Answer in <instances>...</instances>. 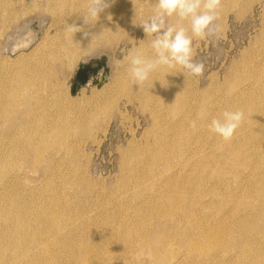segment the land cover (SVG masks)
Wrapping results in <instances>:
<instances>
[{"label":"rangeland","instance_id":"374dc122","mask_svg":"<svg viewBox=\"0 0 264 264\" xmlns=\"http://www.w3.org/2000/svg\"><path fill=\"white\" fill-rule=\"evenodd\" d=\"M123 2L128 25L112 28L106 43L99 33L74 45L77 56L69 71L44 81L39 93L29 92L32 107L16 91L11 96L18 108L0 113V205L5 207L0 210V237L7 236L0 264H37L39 257L58 253L56 241L71 235L73 248L87 232L97 235L99 244L87 243L72 264H264V0H221L216 34L193 38V61L204 64L202 75L161 69L138 86L127 76L124 57L137 48L150 54V38L140 23L152 14L153 0ZM34 13L26 21L33 36L26 49L12 51L0 44L3 86L20 62L26 64L17 59L21 52L33 50L36 67L44 70L40 65L54 45L64 50L65 19ZM177 20L172 17L168 23L187 27ZM22 28L15 33L23 35ZM80 29L90 32L93 26ZM88 48L93 50L85 53ZM103 58L106 73L99 64ZM83 62L99 67L96 75L89 72L90 81L97 76L105 81L72 95ZM236 109L244 112V120L230 141L209 131L213 118ZM41 209L50 212V236L44 234L32 245L28 236L14 241L22 228L15 215H25L31 224ZM152 209L161 215L153 217ZM229 225V235L218 232ZM143 240L150 243L139 251ZM71 253L69 247L66 254Z\"/></svg>","mask_w":264,"mask_h":264},{"label":"bare ground","instance_id":"6f19581e","mask_svg":"<svg viewBox=\"0 0 264 264\" xmlns=\"http://www.w3.org/2000/svg\"><path fill=\"white\" fill-rule=\"evenodd\" d=\"M127 1V0H126ZM131 4H137L138 0H130ZM123 6H126V3L124 5L123 0H114V2H110V6L108 8H106L103 12L100 13L98 20L92 24L93 29H91L90 32H86L85 29H80V27L82 28L84 25H86L87 23L85 22L84 19V15L87 11V7H88V2L87 0H0V34L2 35H6L5 39L2 41H0L1 46L3 45L5 48L10 47V49L12 51H17V50H24L28 47V45L32 42L33 40V36L31 34V32L29 31V26L30 23H26V21L32 20V18L35 17V13H40L42 15L44 14H48L53 18H60V19H65L66 23L62 24V31L61 33H63V41H64V50L63 51H59L57 48H55L56 44L54 45L53 49L51 50L50 54L44 59V61H42V64L40 65V67L45 68L44 70H41L40 68L36 67L35 61H33L32 57H33V50H31L29 53L25 54L24 52H21V54L18 56L17 59H25L26 64L25 63H19V65L17 66L16 70L13 72H11L10 74V85L8 82H5V85H1L0 84V113H2V111H5V108L10 107L13 108L18 105V103L12 98L11 95H13L16 91H18L19 93H22L24 96V104L25 106L32 107V103L30 102V98H28V94L31 91L34 92H40L41 88L43 87V82L44 81H48L49 79H53L52 76L59 75V74H64L66 72L69 71L70 69V65L71 62L73 61L74 58H76L77 56V50L73 49L74 45L78 44L79 42H81L82 40H86V41H90V38H93L95 35L98 36V34L100 33L101 35H99L101 38H99L102 42H105L109 40L110 36H109V32L112 28L114 29H119L122 27H125L127 24V22L125 21V17H124V12H123ZM134 7V6H133ZM153 8V7H152ZM229 13V12H227ZM221 15V13H220ZM111 17V19H109L108 17ZM218 16V15H217ZM68 17H70L71 19H69L70 21H68ZM172 19V18H171ZM51 21V20H50ZM178 21V20H177ZM224 21V20H223ZM24 22V23H23ZM41 22H43L41 20ZM169 22V21H168ZM180 22V21H179ZM10 23V27H7V24L9 26ZM52 24V23H50ZM89 24V23H88ZM20 26H23V35H18L16 32L17 28ZM69 26H74L76 28H78L79 30L76 31L73 28H70ZM52 27V26H51ZM122 27V28H123ZM59 30V29H58ZM10 31V32H9ZM47 32V31H46ZM96 33V34H95ZM129 33V32H128ZM4 35V36H5ZM116 36V34H115ZM114 36V37H115ZM119 37V36H118ZM117 37V38H118ZM264 37V36H263ZM46 38V37H45ZM117 38H112V39H117ZM124 38V35H123ZM264 39V38H263ZM262 39V40H263ZM119 41V38L117 39ZM130 40V39H129ZM96 41V40H95ZM133 41V39H132ZM131 41V42H132ZM50 43V42H49ZM96 43V42H95ZM94 43V44H95ZM141 43V42H140ZM93 44V43H92ZM101 45V44H100ZM108 45V43H107ZM143 45V44H142ZM104 46V45H103ZM96 47V46H95ZM93 49L88 48L87 50H85V53H90V51ZM83 55V54H82ZM63 58V59H62ZM64 60V61H63ZM44 64V66H43ZM75 66V65H74ZM27 74H31V76H28ZM8 76V75H7ZM114 76V75H113ZM64 78V77H63ZM5 80V79H4ZM101 80V77L99 79H94L92 81L99 83ZM114 82V81H113ZM112 82V83H113ZM14 83V85H13ZM53 83V82H52ZM133 83V82H132ZM47 84V82H46ZM108 87V86H107ZM106 88V87H105ZM109 89V88H108ZM103 90V89H102ZM14 91V92H13ZM108 91V90H107ZM127 91V90H126ZM139 91V90H138ZM10 93V97H7V94L9 95ZM41 94V93H40ZM45 94V92H44ZM127 94V93H126ZM141 94V93H140ZM161 94V93H160ZM42 95V94H41ZM68 95V94H67ZM135 96V92L133 94ZM139 95V94H137ZM144 95V94H143ZM108 96V95H107ZM131 96V95H130ZM145 96V95H144ZM163 96V95H162ZM120 97V96H119ZM133 97V96H132ZM137 97V96H136ZM141 97V96H140ZM135 98V97H134ZM138 98V97H137ZM162 98V97H161ZM99 99V98H98ZM71 100V99H69ZM130 100V99H129ZM164 101V99H163ZM166 102V101H164ZM130 103V102H128ZM181 103V102H180ZM183 103V102H182ZM38 104V103H37ZM73 104V103H72ZM179 104V103H178ZM184 104V103H183ZM21 106V105H20ZM23 106V105H22ZM21 106V107H22ZM167 106V105H164ZM176 106V105H175ZM178 106V105H177ZM181 106V105H180ZM185 106V105H184ZM168 107V106H167ZM183 107V106H182ZM18 108V106H17ZM16 108V109H17ZM133 108V107H132ZM176 109V107H173ZM179 108V107H178ZM181 108V107H180ZM179 108V109H180ZM116 109V108H115ZM169 109V107H168ZM171 109V108H170ZM169 109V110H170ZM113 110V109H112ZM111 110V111H112ZM172 110V109H171ZM15 111V110H14ZM177 113H178V109H176ZM181 111V110H180ZM23 112V110H22ZM79 112V111H78ZM118 112V111H117ZM176 113V114H177ZM10 114V113H9ZM16 114V113H15ZM173 114V113H172ZM12 115V114H11ZM172 116V115H171ZM8 117H10L8 115ZM17 117V116H16ZM15 117V118H16ZM26 118V117H25ZM99 118V117H98ZM112 118V117H111ZM10 119V118H9ZM8 119V120H9ZM96 119V118H95ZM7 118L5 119V122H8ZM22 120V119H21ZM23 121V120H22ZM83 121V119H80L79 122L81 123ZM104 121V120H103ZM11 122V121H10ZM13 122V121H12ZM9 123V122H8ZM92 123V122H91ZM102 124V122H101ZM94 125V124H93ZM100 125V124H99ZM92 126V124H91ZM96 126V125H95ZM151 126V125H150ZM3 127V125H2ZM152 127V126H151ZM17 128V127H16ZM156 129V128H155ZM157 130V129H156ZM81 133V132H79ZM153 133V132H152ZM156 133V132H155ZM82 135V133H81ZM254 133H252V139L255 138ZM1 136V135H0ZM5 136V135H4ZM6 137V136H5ZM56 138V137H55ZM76 138V137H75ZM4 139V138H2ZM53 139V138H52ZM55 140V139H54ZM57 140V138H56ZM80 140V139H79ZM41 141V140H40ZM35 143V142H34ZM55 143V142H54ZM73 143V142H72ZM143 144V143H142ZM38 145V144H37ZM39 146V145H38ZM54 149V148H53ZM63 149V148H62ZM65 149V148H64ZM63 149V150H64ZM52 150V149H51ZM74 150V149H73ZM264 150V149H263ZM62 151V150H60ZM147 151V150H145ZM65 152V150H64ZM63 154V152H61ZM124 153V152H123ZM135 153V152H134ZM54 154V153H53ZM127 154V153H126ZM125 155V154H124ZM47 156V155H46ZM44 156V157H46ZM70 156V155H69ZM16 157V156H15ZM48 157V156H47ZM46 157V158H47ZM53 157V156H52ZM66 157H68L66 155ZM71 157V156H70ZM73 157V156H72ZM14 158V156H13ZM178 158V157H177ZM17 159V158H16ZM49 159V158H48ZM63 159V158H62ZM65 159V158H64ZM63 159V160H64ZM71 160V158H68ZM44 160V159H43ZM50 161V160H49ZM51 162V161H50ZM53 162V161H52ZM44 163V162H43ZM48 163V162H45ZM58 163V162H57ZM70 163V162H68ZM185 163V162H184ZM21 164V163H20ZM33 164V163H32ZM10 165V164H9ZM46 165V164H45ZM169 165V164H168ZM35 166V165H34ZM51 166V165H50ZM183 166V164H182ZM33 167V166H31ZM166 167V165H165ZM164 167V168H165ZM21 168V167H20ZM182 168V167H181ZM45 169V168H44ZM167 169V167H166ZM180 169V168H179ZM8 170V169H7ZM10 170V169H9ZM46 170V169H45ZM173 170V169H172ZM178 170V169H177ZM73 171V170H72ZM71 171V173H72ZM164 171V170H163ZM9 172V171H8ZM45 172V171H44ZM75 172V171H73ZM169 172V170H168ZM179 172V171H178ZM47 173V172H45ZM50 173V172H49ZM162 173V172H161ZM73 174V173H72ZM129 174V173H128ZM46 175V174H45ZM71 175V174H70ZM69 175V177H70ZM76 175V174H75ZM78 175V174H77ZM76 175V176H77ZM162 175V174H161ZM49 176V175H48ZM75 176V177H76ZM177 177V176H176ZM73 178V177H72ZM157 178V177H156ZM48 179V178H47ZM71 179V178H70ZM80 179V178H79ZM79 179H76L77 181ZM161 179V178H160ZM74 180V181H76ZM219 180V179H218ZM76 181V182H77ZM127 181V180H126ZM152 181V180H151ZM73 182V181H72ZM71 182V184L74 186H77L73 184ZM81 182V181H80ZM80 184V183H79ZM82 184H80L81 186ZM170 185V184H169ZM184 186L185 183L183 184ZM78 186V188L80 187ZM172 186V185H171ZM170 186V188H171ZM69 187V186H68ZM139 187V186H138ZM142 187V186H141ZM187 187V186H186ZM71 188V187H70ZM77 188V187H76ZM67 189V188H66ZM75 190V189H74ZM261 186L259 189H257L255 192H257V194H260L261 191ZM66 191V190H65ZM124 191V190H123ZM73 192V191H72ZM71 192V193H72ZM10 193V191L8 192V194ZM69 193V194H71ZM67 195H69L68 193H66ZM111 194V193H110ZM179 194V193H178ZM66 195V196H67ZM71 196V195H70ZM206 196V195H204ZM6 198H10V196H7ZM70 198V197H69ZM187 195L184 196V199L186 200ZM184 200V201H185ZM68 201V199H67ZM70 201V200H69ZM195 202V201H194ZM199 202V201H198ZM54 206H58L59 203H51ZM199 204V203H198ZM16 206V205H15ZM197 206V205H196ZM234 206V205H233ZM105 207V206H104ZM193 207V206H192ZM17 208V206H16ZM44 208V207H43ZM102 208V207H100ZM0 210L3 211L5 210V207H2V205H0ZM10 208H7V221H10ZM15 215V211L12 212ZM255 213V212H254ZM151 214L153 217H158L161 214H159L158 211H155L154 209L151 210ZM19 214H17V216L15 215V218H17L18 222L20 223V225H22V228H20L18 231H16V233H14V241L17 240L18 242H23L27 240V237H31V241H29V245L32 244H36L35 242L39 241V237L41 239L49 237L50 234L49 231H51V225H47L49 222L51 223V219H50V212L48 211H43V209H41L40 213L38 215H36V217H34V219L31 221V224L29 221H27L25 218L26 216H18ZM22 215V213H21ZM24 219V220H23ZM26 220L27 223H25L24 221ZM189 220V218H188ZM255 220V219H254ZM189 222V221H187ZM10 223V222H9ZM254 223V222H253ZM257 223V222H255ZM252 224V223H251ZM17 226V225H16ZM256 226V224H255ZM139 227L141 229L146 227V224L142 223L139 225ZM241 227H238V229H236L237 234L242 233L241 231L244 229ZM251 227V226H250ZM231 228H233L231 225L229 226H224L221 229H218V232L223 234V235H229V233H231ZM248 228V227H247ZM30 229V233L28 235H25V231ZM47 230L46 232L41 233V235H39L40 230ZM66 230V229H64ZM247 230V229H246ZM63 231V230H62ZM61 231V232H62ZM240 231V233L238 232ZM251 233V232H250ZM253 233V232H252ZM46 234V235H44ZM180 234V233H179ZM32 235V236H31ZM46 237H44V236ZM67 235V234H66ZM245 235V234H244ZM9 236V235H8ZM25 236V237H24ZM43 236V237H42ZM112 236L114 237V234H110V238H112ZM233 236V235H232ZM238 236V235H236ZM247 235H245L246 237ZM253 236V235H252ZM24 237V238H23ZM150 236H148L149 238ZM235 237V236H234ZM7 236L4 235L2 237H0V246L2 244H4L5 240H6ZM151 238V237H150ZM162 238V237H161ZM160 238V239H161ZM176 238V237H175ZM158 239V238H157ZM150 240V239H149ZM149 240L146 241H142L141 244L139 246H141V248L139 249V251L142 250V248L145 247V245L149 244ZM152 240V239H151ZM154 240V239H153ZM162 240V239H161ZM246 240V239H245ZM90 241H93V243L97 246L99 244V238L97 235H93L90 233H85L82 235V238L80 240V242L77 243V245H74V247L72 248V239H71V235H67L66 236V240L64 242L62 241H56L55 242V246H57V248L59 249L57 252V254L52 255V257H46V256H41L37 259V261H35V263L37 264H59L60 261H63L64 264H72L74 257L76 256L77 252L81 251L82 249H84L85 245L87 243H89ZM236 242V241H234ZM138 244V243H137ZM156 244V243H155ZM158 244V243H157ZM160 244V243H159ZM245 244V243H244ZM243 244V245H244ZM149 246V245H148ZM147 246V247H148ZM170 246V245H169ZM185 246V245H184ZM15 247V244H14ZM70 247V249H72V253L71 255L66 254V251L68 250V248ZM158 247V245H157ZM156 247V248H157ZM171 247V246H170ZM19 248V246H18ZM138 247H136L137 249ZM234 248V247H233ZM248 248V247H247ZM135 249V250H136ZM145 249H147L145 247ZM148 249H151L148 248ZM170 249V248H168ZM186 249V248H185ZM184 249V250H185ZM232 249V248H231ZM239 249V248H238ZM50 247L46 248V253L49 252ZM152 250V249H151ZM227 250H229L227 248ZM242 250V249H241ZM246 250V249H245ZM150 252V250H148ZM154 251V249H153ZM53 252V251H50ZM225 252V251H224ZM227 252V251H226ZM235 252V251H233ZM12 253V252H11ZM45 253V254H46ZM140 253V252H139ZM153 253V252H152ZM241 253H243V251H241ZM142 254V253H141ZM107 255V254H106ZM147 255V254H145ZM152 255V254H149ZM188 255V254H187ZM192 255V254H191ZM108 256V255H107ZM106 256V257H107ZM171 256V255H170ZM227 256V255H224ZM65 257H68V259H66ZM109 257V256H108ZM153 257V256H152ZM168 257V254H167ZM240 257V256H239ZM110 258V257H109ZM118 258V257H117ZM132 258V257H131ZM200 258V257H199ZM198 258V260H199ZM80 259V258H79ZM108 259V258H107ZM106 259V260H107ZM153 259V258H151ZM171 259V258H170ZM174 259V258H173ZM104 260V261H106ZM109 260V259H108ZM111 260V259H110ZM117 260V259H116ZM115 260V262H116ZM126 260H128V258H126ZM126 260H124L126 262ZM133 260V259H132ZM167 260V258H166ZM146 261V260H145ZM170 261V260H169ZM108 262V261H107ZM105 262V264L107 263ZM110 262V261H109ZM113 262V261H112ZM152 262V261H151ZM251 262V261H250ZM253 262V261H252ZM6 263V262H5ZM9 263V262H7ZM104 263V262H103ZM114 263V262H113ZM155 263V262H154ZM160 263V262H159ZM11 264V263H10ZM27 264V263H26ZM108 264V263H107ZM112 264V263H111ZM152 264V263H151ZM157 264V263H156ZM161 264V263H160ZM164 264H166V262H164ZM178 264V263H177Z\"/></svg>","mask_w":264,"mask_h":264},{"label":"clouds","instance_id":"9594fccd","mask_svg":"<svg viewBox=\"0 0 264 264\" xmlns=\"http://www.w3.org/2000/svg\"><path fill=\"white\" fill-rule=\"evenodd\" d=\"M87 2L84 19L86 23L94 24L114 0ZM220 4L221 0H153L152 14L140 23L146 37L150 38V54L137 48L129 50L124 57L130 81L141 85L161 69H183L193 76L202 75L204 64L193 61V38L204 39L216 34L218 26L215 21ZM172 17L187 22V27L182 23H168ZM108 18L111 19L110 16ZM243 120V111L224 110L218 118L210 121L209 131L227 142L233 138Z\"/></svg>","mask_w":264,"mask_h":264},{"label":"water","instance_id":"95a60500","mask_svg":"<svg viewBox=\"0 0 264 264\" xmlns=\"http://www.w3.org/2000/svg\"><path fill=\"white\" fill-rule=\"evenodd\" d=\"M99 64H100V66L105 67L104 68V71L106 73L108 71V69L106 68V59L103 58L102 61H101V63H99ZM98 68L99 67H94L92 65V63H90V62H83L78 67V69L76 71V74H75V82L72 85L71 94L72 95H75L76 92L78 91V89H80L83 86L89 85L91 83L93 85H96V86L101 85L102 82L105 81V78L104 77L101 78V80H100L99 83H96L94 81H90V78H89V72L96 75L97 72H98Z\"/></svg>","mask_w":264,"mask_h":264},{"label":"flooded vegetation","instance_id":"af4514ba","mask_svg":"<svg viewBox=\"0 0 264 264\" xmlns=\"http://www.w3.org/2000/svg\"><path fill=\"white\" fill-rule=\"evenodd\" d=\"M99 76H100V75H99ZM99 78H100V77H98V76H97V77H96V78H94V79H99Z\"/></svg>","mask_w":264,"mask_h":264}]
</instances>
